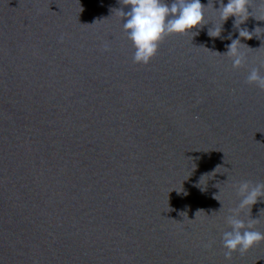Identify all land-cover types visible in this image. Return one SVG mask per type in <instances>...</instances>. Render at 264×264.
Returning a JSON list of instances; mask_svg holds the SVG:
<instances>
[{
    "label": "water",
    "instance_id": "obj_1",
    "mask_svg": "<svg viewBox=\"0 0 264 264\" xmlns=\"http://www.w3.org/2000/svg\"><path fill=\"white\" fill-rule=\"evenodd\" d=\"M208 2L198 35L138 64L125 0H0V264H264V241L230 262L221 242L238 185L264 183V90L246 82L264 0L239 68L235 18L209 37ZM250 207L264 232V198Z\"/></svg>",
    "mask_w": 264,
    "mask_h": 264
},
{
    "label": "clouds",
    "instance_id": "obj_2",
    "mask_svg": "<svg viewBox=\"0 0 264 264\" xmlns=\"http://www.w3.org/2000/svg\"><path fill=\"white\" fill-rule=\"evenodd\" d=\"M219 3V8H214L212 4V9L218 13L222 23L218 27H213L211 31L208 30V35L212 38H220L224 23L229 17L235 18L234 27L238 29V37L232 39L229 34L227 38L231 40V43L227 45V51L223 54L232 59L233 68H239L245 63V54L241 51V46L250 48L241 43V38L252 39L255 36L253 33L260 27L251 32L247 28H240V25L251 15L248 12V0H228L226 4L223 0H219ZM208 4L209 2L207 5L202 4L201 0H125L124 5L130 6L129 10L125 12L123 9H118L117 11L121 18H125L122 27L134 49L133 63L147 64L155 56L160 42L166 36L188 33H192L193 36L198 35V32L191 30L206 25L205 8ZM246 82L264 90V75H261L257 68L249 71ZM201 191L204 190L201 189ZM237 191L241 197L240 203L237 209L232 210V215L227 217L230 230L224 231L221 237L222 247L226 249L224 257L228 262L231 261L233 252L239 251L243 254L264 241V232L253 230L256 219H250L246 225L245 221L239 218L241 209L249 205L252 207L257 203L258 198H264V183L253 185L245 181L238 185ZM183 194L188 193L183 192Z\"/></svg>",
    "mask_w": 264,
    "mask_h": 264
}]
</instances>
